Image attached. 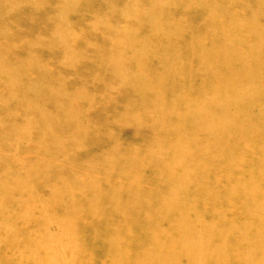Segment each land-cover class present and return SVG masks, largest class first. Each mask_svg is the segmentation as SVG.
I'll return each instance as SVG.
<instances>
[{
	"label": "rangeland",
	"instance_id": "374dc122",
	"mask_svg": "<svg viewBox=\"0 0 264 264\" xmlns=\"http://www.w3.org/2000/svg\"><path fill=\"white\" fill-rule=\"evenodd\" d=\"M159 1L0 0V182L4 181L0 185V264H11V262L8 263L7 257L13 258V260L16 258L14 261H17L23 255L27 259H30L29 255L36 256L34 260H42L45 264H88V261L89 264H146V261H141L143 258L137 259L136 255L138 254L136 253L128 258V260L132 261L125 263L122 260L120 262L122 257L119 254L117 256H112L111 254L109 258V253H105L104 250L107 247V245L105 246L107 244L106 240L111 242V246L113 245L112 243L115 245H126L129 250L132 245L135 248H138V246L141 248L142 244L146 245L144 243L145 239L149 237L157 238V234L158 237L161 236L162 241H166L167 238V241H169L171 240L170 234L172 232H174V235L172 234L173 237L171 236L173 242H176L178 236L180 242L178 240L177 242H188L185 245L191 247L183 245V249L182 246L176 244L181 250H179V247L171 246V250L173 247L174 252L170 250H167V252L168 254L171 252L172 256L167 254V257L164 256L167 253L166 249H164L165 253L163 251H154L156 253L152 252L151 257L155 255L160 259L163 257L161 262L167 259L163 264H167V262H170L169 264H220L219 260H221V264L222 262H224L223 264H235L234 259L237 251H229L228 242L235 245V231H239V225H254L253 230L246 229L248 233L252 234V232L258 231L259 225H261L260 222H264V166L258 167L263 165L261 161L262 159L264 160V77L252 81L251 84H249L251 80L246 81L248 70H250L249 74L264 73V43L256 41L257 43L251 45V48L246 45L241 49L239 59L243 64L239 62L240 65L237 64L234 67L235 69L233 68L231 72H235V74L230 72L229 67H224V64L227 63L226 66L228 65L227 61L224 60L222 62L224 64L220 65L217 62L208 60L209 56L213 54L212 47H210L211 51L210 49L203 51L206 52L204 56L207 59L205 60L207 62L211 61L213 64L204 61V67L203 62L200 63L197 56L201 54V51H199V53L191 57L192 59L193 57L195 58L192 61L193 63L199 61L200 65L198 63L194 65L190 61L192 60L189 57L190 55L186 54L187 57L185 56V61L183 60L185 65L180 63V67L178 63L176 64V60L183 57L179 54L177 56L175 53L170 56L168 54L170 50L167 52L163 50L161 46L164 44L159 40L160 35L162 37L170 30L171 33L173 31L180 33V35L183 33L180 44L185 49L188 45H193V41L194 43L199 41L191 33H194V30L204 24L209 23V20L204 19L203 16L194 18V13L191 14L190 12L192 10L185 8L181 10V5L188 1L187 3L214 8V4L219 5L222 3L227 8L224 7V11L229 13L230 9L233 8H231L233 4L231 3L228 8L226 6L228 0H170L173 9L169 13L170 16H167L164 14H166L168 9L163 10ZM209 3H211L210 6L207 5ZM253 5L258 7L256 3ZM244 12L246 15L241 14L239 17L244 23L246 21L248 23L249 19H251L249 10ZM234 13L232 10L231 14L233 15ZM263 14L257 15L259 25L264 24V20L262 21L261 19ZM149 18H152L150 22H148ZM235 19L237 18L235 17ZM211 20L215 21L214 18ZM146 24H149L148 29L146 28L147 26H144ZM185 32H191L190 36L188 35L189 37H187L184 34ZM191 37L193 41L190 39ZM261 39L264 40V38ZM162 41L166 43V38H163ZM134 44L136 45L134 46ZM172 45L170 46L172 47ZM165 46H167V43ZM245 47L249 50H247L248 52ZM125 48L129 49L126 50ZM233 48L235 54V46ZM253 48L256 50H252ZM255 52H257V56L262 54V61H257L259 67H257L258 64L253 58L257 57ZM229 54L231 55L232 53ZM165 55H168L171 60L175 57V61L170 62L171 65L175 64L177 68L173 65L171 67L173 69L168 67L170 71L167 72L168 69L167 66L165 67L166 63L163 59ZM251 60L253 63H251ZM135 61L138 62L136 63ZM132 62L136 63V65ZM191 65L195 67H191ZM238 66L241 67L238 68ZM161 67L164 68L160 70ZM188 68L189 70H187ZM165 69H167V73L164 71ZM225 69L228 70L225 71ZM173 70L175 73L180 70L182 75L178 71L176 75H180L175 77V73H173L174 75L171 73L174 72ZM223 71L230 73L228 75V73L226 74ZM168 73H171L169 74V79L167 77ZM186 74H189V76H186ZM208 74L210 77L207 76ZM218 74L220 75L218 76ZM170 75L175 77L174 80L176 82L181 81V83L179 82L180 84H178L173 81V77L171 76V78ZM192 75L193 77L197 76V78L194 80L191 77ZM160 76L161 78L163 76L165 79L167 78V84L171 85H167L166 81L164 82L163 80L164 77L160 79ZM218 77L223 80L226 78L227 82L229 80L230 87L225 80L220 82L222 79ZM228 77H231L234 82L231 79H227ZM198 78L200 80H197ZM213 78L215 79L213 80ZM234 78H237L236 80L241 84L236 81L238 86H235ZM244 78L245 83L241 81ZM170 79L171 81H169ZM182 79H185V81ZM186 81H188L189 85ZM190 81L195 83V85ZM203 81L204 84L202 85ZM213 81L214 83L218 81L216 82L218 85L214 84ZM232 82L234 85L231 86ZM246 82L248 83L246 84ZM184 83L186 86H184ZM176 84L180 88L179 91L177 87L174 88ZM249 85L251 88L250 91H247L249 89L247 86L249 87ZM136 86L138 87L137 89ZM213 86L215 90L217 86L219 87H217L216 91H213ZM220 86L223 87L220 88ZM187 87L191 88L187 90ZM233 87L237 88L234 89ZM231 88L234 89L233 92ZM175 89L176 92H174ZM225 89L231 90L230 92L233 95L230 92L227 93L228 91H225ZM191 90L193 91L191 92ZM220 90L224 92L222 93ZM141 92L147 94H142ZM214 92L216 95L212 94ZM152 93L157 96L155 97ZM182 94L185 96L183 95V97ZM194 95L199 99L197 100ZM198 95H202L203 99ZM224 95L226 98H223ZM178 96L181 99L179 98L176 102V97ZM189 96L192 97L190 98ZM204 96L206 97L204 98ZM193 97L196 101L193 100ZM185 100L188 102H185ZM180 103H183L182 105L185 103V105L182 106ZM187 104L188 106H186ZM232 105L237 107L236 110L239 109L240 111L238 110L237 112ZM181 107L185 108L182 109ZM234 111L239 114L234 113ZM241 111H244L243 114ZM244 113L247 114L244 115ZM180 119L181 121H179ZM246 121L250 122V124ZM231 125L232 127H230ZM243 127L247 133L245 131L240 136L235 133L237 131L235 128H239L238 131L241 132ZM256 132L259 135V132H262L263 139L258 134L254 135ZM248 133L251 135L247 136L249 135ZM217 135L219 136L218 141L216 140ZM229 137L231 138L228 140ZM248 137H256V140L252 138L253 142H250L251 140L247 139ZM239 141H241L239 143L241 145H236ZM242 145L246 148H242ZM200 146L205 148L206 151L209 149L207 153L202 152L206 154L205 156L201 152H197ZM256 146L259 147L257 148ZM180 147L190 154L189 159H192L190 164L189 159L187 160L183 156L173 157V155H178L183 151ZM247 147L252 151V154ZM241 149H245L247 152ZM262 153L263 156L261 157L260 154ZM228 155L233 157V159L235 157V159L230 161ZM181 157H183L181 160L187 163L180 167L178 166L180 169H176L177 166H174L175 159ZM254 157L260 158V160ZM136 162L138 163L136 164ZM169 162L172 163L169 164ZM133 164L136 165L133 166ZM166 165L169 166V169ZM194 166L197 167L194 168ZM134 167H138L141 170H131L136 169ZM188 169H195L191 175L192 183L185 179L183 171H188ZM237 169L241 172L237 171ZM56 170L65 171V173L59 172L58 174ZM110 171L115 172L114 175L116 177L119 175L118 183L113 181L116 180V177L110 175ZM127 171H130V173ZM107 172L109 173L107 174ZM174 172L176 175H174ZM216 173H218L217 177L215 176L217 175ZM257 173L259 174L257 175ZM121 174L124 176L122 177ZM106 175L112 176V179ZM180 175L182 177L178 178V180L181 182V187L186 197L183 200L178 198L173 199V201L181 204L185 214L182 217L178 216L179 210L177 207L175 211H172V213L176 212V215L172 214L169 215L170 217H166L167 215L164 214L163 216V211L160 212L159 209L160 200L166 199L170 202L172 198L170 196V187L177 183L175 179V182H173L172 178ZM100 176L103 177L102 179L106 182V186L108 183L109 186L111 185L110 179L117 184L112 183L111 190L115 191V193H111L110 198L113 197V200L109 199L107 203H100L98 197L86 192L85 189L87 186L99 185ZM131 176H133L132 178L136 177L137 181L134 180L132 182ZM105 177H108L107 180ZM234 178L239 179L236 181ZM13 179L23 182V185L20 187L13 186ZM218 179L221 180L218 181ZM258 179L261 180L259 181ZM214 180L216 181L214 182ZM129 182L132 185L137 183L138 185L134 186H138L139 190L129 185ZM139 182L143 183L140 184ZM249 182L255 186L258 184L262 185L263 190H258L256 194H253L254 190H252L249 200L244 199L246 201L241 203L238 201L234 202L233 194L238 195V192L244 193L246 190L250 192L252 186L254 187ZM122 183L125 185V192H123ZM105 185L102 190L107 194L108 186L105 187ZM191 191L196 192L198 195L194 198L191 197ZM23 192L25 196H28L29 202L37 199L38 209L27 214L22 208H16L13 212L6 211L5 209L10 211L13 209L10 204L15 203H12L11 200L18 198L17 194L19 195ZM58 197H63L64 199H59ZM114 198L116 201H114ZM102 199L105 200V197ZM73 204L74 206H72ZM90 204H98L96 212L94 207L91 208L92 212L88 209ZM228 205L231 208H228ZM231 205L234 206L232 207ZM108 209H113L114 213H111ZM116 209L121 214H117ZM43 210L45 213L42 212ZM54 210L56 213L53 212ZM157 210L159 213H156ZM232 210L237 214L233 213ZM250 211H253V213ZM259 213L260 215H258ZM83 215L88 218V222ZM194 216L196 217L194 218ZM144 218L149 220L150 223L145 220L146 224H144ZM183 218L188 220L190 225L174 229L170 228L172 225L183 221ZM253 218L254 220H252ZM138 219L141 220L139 221ZM106 220L108 222L112 220V222L108 223ZM18 225L25 230H22ZM139 225L140 227H137ZM228 225H231V229H228ZM214 226L216 227L214 228ZM16 227H19L21 231ZM92 227L97 228V231L94 228L92 229L93 233L95 232L94 234L90 233L92 232ZM100 227L102 229H99ZM30 231H34V233ZM79 231L84 233L79 236ZM163 233L166 234L164 235ZM32 235L34 238H32ZM82 235L84 237L80 239ZM102 235H104V238ZM146 235L149 237H145ZM261 235L264 236V232ZM244 236L247 238L245 234ZM3 237L7 238V240H4ZM214 237L216 240H214ZM248 238L253 239V236L248 235ZM30 239L35 240V242L38 241L37 247H34L36 246L34 244L25 254H22V251L11 253L15 251L13 245H19L22 250L23 244ZM56 239L59 242L55 241ZM94 239L97 241L95 240L94 242ZM115 239L118 240L114 242ZM48 240L51 243H48ZM4 241L7 246L3 243ZM89 242L94 243L90 244ZM8 244H10V247ZM3 247L4 249L10 248L12 251L6 252ZM154 247L155 241L147 245L145 249L151 251ZM181 252L185 259L180 255ZM158 253H164V255L161 254L159 256L160 254L158 255ZM177 253L178 255L176 256L175 254ZM190 253H193L192 256ZM102 254H104V257ZM114 257L115 259H113ZM177 257L181 258L178 259ZM173 258L174 260H172ZM109 260L111 261L109 262ZM24 264H33V260L24 262ZM252 264H255V262H252Z\"/></svg>",
	"mask_w": 264,
	"mask_h": 264
},
{
	"label": "bare ground",
	"instance_id": "6f19581e",
	"mask_svg": "<svg viewBox=\"0 0 264 264\" xmlns=\"http://www.w3.org/2000/svg\"><path fill=\"white\" fill-rule=\"evenodd\" d=\"M160 3H161V8H163V10L164 9H168L167 11H166V14H164V15H167V16H170L169 15V13H171V11H172V9H173V5L171 4V1L170 0H160L159 1ZM188 2V1H187ZM187 2H185V3H183L182 5H181V10L182 9H187V10H192V11H190L191 12V14L192 13H194L193 15H195V17L194 18H196V17H201V16H203L204 17V19H206V20H209L208 22L209 23H206V24H204L203 26H201V27H199V28H197L196 30H194V33H191V35H193L196 39H199V41L198 42H195L194 43V41L192 40V37L190 38L192 41H193V45L192 44H190V45H188L187 46V48H185L184 49V47H183V45L181 46V35L183 34H181L180 35V33H178V32H175V31H173L172 33H171V30L169 31V32H167V34L165 35H163L162 37H161V35L159 34V33H161V32H159L158 34L160 35V41L162 42V44H164V45H162L161 46V48L163 49V50H166V52L167 51H169L170 50V52L168 53V54H170V56H172V54L173 53H175L177 56H178V54L181 56V57H183L182 59L181 58H176L177 60H176V64L178 63V66H180L181 67V65H182V63H183V65H185V63L183 62V60L185 61V56H186V54H188V55H190L189 57L192 59V55H196L197 53H199V51H201V54L200 55H197L198 56V58H199V61H200V63L201 62H203V65H204V61L205 62H207L205 59H207V58H205V56L204 55H206V52H204V51H206L207 49H210V47H212V49H213V54H211L210 56H209V59L208 60H211V61H213V62H217L218 64H220V65H222V64H224V63H222L224 60L225 61H227L228 62V65L226 66V64H224V67H229V70H230V72L233 70V68L235 67V66H237V64L238 65H240L239 64V62L241 61L240 59H239V52L241 51V49L242 48H244V46H246V45H248V48H251V45H253L254 43H259V42H262V43H264V40H262L261 38H264V24H261V25H259V23H258V20H257V15H260L261 13L263 14L264 13V0H228V3H227V7L229 6L230 7V5H231V3L233 4L232 6H231V8L232 9H230V11H229V13H228V11L226 12V11H224L225 10V5H223L222 3H220L219 5L218 4H214V8H210V7H206V6H204V5H196V4H192V3H187ZM258 4L257 6L258 7H255L253 4ZM159 4V3H158ZM208 6H210L211 5V3H209V4H207ZM225 7V8H224ZM228 7V8H229ZM193 8V9H192ZM227 9V8H226ZM232 10H233V13L234 12H236V13H234L233 15L231 14V12H232ZM247 10H249V17L251 16V19H249V22L247 23V21H246V23H244L243 22V20H241L240 19V17H239V15L241 16V14H244V15H246V13L244 12V11H247ZM156 15V14H155ZM158 16H160V17H162L161 15H159V14H157ZM237 18V19H235V17ZM190 17H192V16H190ZM247 17V16H246ZM248 17V18H249ZM215 19V21H210V19ZM242 18H244L243 16H242ZM248 18H246V19H248ZM261 19H262V21L264 20V14H263V16L261 17ZM152 20V18H149V20H148V22H150ZM151 25V24H150ZM144 26H147L146 28L148 29L149 28V24H146V25H144ZM152 27V26H151ZM188 30V29H187ZM190 33H187V32H185L184 34H186L187 35V37H189L190 36ZM155 34V33H154ZM157 34V33H156ZM189 35V36H188ZM155 36V35H154ZM157 37V36H156ZM155 38V37H154ZM164 38H166V43H167V46H165L166 45V43H163V41H162V39ZM153 39V38H152ZM156 39V38H155ZM172 39H173V41H174V43H173V41H172ZM182 39H184V38H182ZM158 40V41H159ZM171 41H172V44L173 45H176V46H174L173 47V45L171 44ZM257 41V42H256ZM132 44V43H131ZM144 44V43H143ZM136 44H134V46H135ZM170 45H172V47L170 46ZM262 45V44H261ZM131 46V45H130ZM133 46V45H132ZM137 46H139L138 44H137ZM235 46V50L237 51H235V54H234V47ZM238 46V47H237ZM256 46V45H255ZM260 47V46H259ZM258 47V48H259ZM142 48V47H141ZM144 49H145V47H143ZM169 48V49H168ZM126 49V48H125ZM127 49H129V48H127ZM126 49V50H127ZM132 49V48H131ZM159 49V48H158ZM206 49V50H205ZM245 49H246V47H245ZM255 48H253L252 50H254ZM263 49V48H262ZM198 52H197V51ZM204 50V51H203ZM248 49H246V51H247ZM256 50V49H255ZM132 51H134L133 49H132ZM138 51V50H137ZM210 51H211V49H210ZM249 51V50H248ZM247 51V52H248ZM260 51V50H259ZM153 52V51H152ZM172 52V53H171ZM244 52V51H243ZM243 52H242V54H243ZM246 52V53H247ZM210 53H212V52H210ZM229 53H232L231 55L229 54ZM241 53V52H240ZM246 53H244V54H246ZM251 53H254V52H251ZM257 52H255V55L257 56V54H256ZM259 53V52H258ZM174 54V55H175ZM228 54H229V56H228ZM249 54H250V52H249ZM249 54H248V56H249ZM174 55H173V57H174ZM209 55V54H208ZM262 55V54H261ZM261 55H259V56H257V57H253L255 60H256V62L257 61H262V57H261ZM149 56V55H148ZM241 56V55H240ZM150 57V56H149ZM152 57V56H151ZM187 57V56H186ZM153 58V57H152ZM197 58V59H198ZM244 58V57H243ZM251 58V57H250ZM257 58V59H256ZM144 59H146V58H144ZM164 62L166 63V65H165V67L167 66V69H165L164 71L166 72V70H167V72H169L170 70H169V68L168 67H170V69H173V68H171L173 65H174V67H176V65L175 64H173V65H171V62L170 61H175V57L174 58H172V60H171V58H169L168 57V55H165L164 56ZM193 59H195L194 57H193ZM190 60L191 62L192 61H194V60ZM245 59V58H244ZM253 59V60H254ZM152 60V59H151ZM181 60H182V62H181ZM187 60V59H186ZM263 60H264V57H263ZM133 61V60H132ZM196 61V60H195ZM198 61V62H199ZM211 61H208L209 62V64H213V62L211 63ZM136 63L138 62V61H135ZM163 62V63H164ZM198 62H192L194 65H196ZM207 62V63H208ZM134 65H136V63H134V62H132ZM157 63V62H156ZM180 63H181V65H180ZM207 63H206V65H207ZM241 63V62H240ZM245 63V62H244ZM251 63H253L252 62V60H251ZM154 64V63H153ZM152 64V65H153ZM187 64V63H186ZM241 64H243V63H241ZM257 64H258V62H257ZM188 65V64H187ZM194 65H191V67L193 66V67H195ZM198 65H200L199 63H198ZM197 65V66H198ZM219 65V66H220ZM254 65H256L255 63H254ZM138 66V65H137ZM140 66V65H139ZM148 66H149V64H148ZM154 66V65H153ZM156 66V65H155ZM208 66V65H207ZM214 66V65H213ZM216 66H218L217 64H216ZM242 66V65H241ZM240 66V67H241ZM245 65H243L242 67H244ZM252 66V65H251ZM136 67V66H135ZM185 67V66H184ZM189 67H190V65H189ZM199 67V66H198ZM198 67H197V69H198ZM201 67H203V66H201ZM204 67H205V65H204ZM239 66H238V68H240ZM246 67V66H245ZM257 67H259V64H258V66ZM261 67V66H260ZM164 68V67H163ZM162 67H161V69L160 70H162L163 69ZM177 68V67H176ZM183 68V67H182ZM181 68V69H182ZM210 68V67H209ZM212 68V67H211ZM214 68H215V66H214ZM220 68V67H219ZM221 68L224 70V68L221 66ZM248 68V67H247ZM158 69H159V67H158ZM180 69V70H181ZM200 69V68H199ZM222 69H220V70H222ZM235 69V68H234ZM249 69H251V68H249ZM175 70V69H174ZM173 70V71H174ZM180 70H178V71H180ZM186 70V69H185ZM187 70H189V68L187 69ZM228 70V69H227ZM226 69H225V71H227ZM237 70V69H236ZM245 70H247V69H245ZM257 70V69H256ZM259 70V69H258ZM178 71H176V73L178 72ZM250 70H248V72H247V74H248V76H247V78H246V81L247 80H251L250 81V83L249 84H251V82L252 81H255V80H258L260 77H264V73L263 74H256V73H252V74H249L250 72H249ZM252 71V70H251ZM162 72V71H161ZM164 72V75L167 73H165ZM184 72V71H183ZM195 72V71H194ZM207 72V71H206ZM210 72H212V71H210ZM224 72V71H223ZM229 72V73H230ZM239 72V71H238ZM241 72V71H240ZM160 73V72H159ZM172 73V75H174L173 73H175V71L174 72H171ZM171 73H168V79H169V74H171ZM176 73H175V77H177V75H182V73H181V71H180V74H177L176 75ZM185 73H187V72H185ZM214 73V72H213ZM215 73H216V71H215ZM224 73H226V72H224ZM228 73V72H227ZM226 73V74H227ZM229 73H228V75H229ZM231 73H234L235 74V72H231ZM237 73V72H236ZM242 73V72H241ZM259 73V72H258ZM195 74H199V73H195ZM212 74V73H211ZM210 74V75H211ZM217 74V73H216ZM240 74V73H239ZM160 75V74H159ZM172 75H170V77L172 76ZM189 76V74H186V76ZM194 75V74H193ZM193 75L191 76L194 80H195V78H197V76L196 77H193ZM215 75V74H214ZM220 74H218V76H219ZM244 75V74H243ZM112 76V75H111ZM166 76V75H165ZM185 76V78H187ZM201 76V75H200ZM207 76H209V74L207 75ZM215 76H217V75H215ZM231 76H233V75H231ZM241 76V75H240ZM245 76V75H244ZM164 77V76H163ZM163 77L161 78V76H160V79H163ZM173 77V81H175L174 80V76H172ZM171 77V78H172ZM179 77V76H178ZM210 77V76H209ZM211 77H212V75H211ZM223 77H224V75H223ZM181 78V77H180ZM219 79L221 78V77H218ZM150 79V78H149ZM167 79V78H166ZM165 79V77H164V82L167 84V80ZM191 79V78H190ZM215 78H213V80H214ZM218 79V80H219ZM222 79V78H221ZM227 79H231V77L229 78H227ZM235 79V86H238V84L240 83L238 80H236L237 78H234ZM179 80V79H178ZM177 80V81H178ZM183 80V79H182ZM187 80L189 81V79L187 78ZM192 80V79H191ZM197 80H200L199 78L197 79ZM196 80V81H197ZM225 81H226V78L224 79ZM223 79H222V81H220V82H223L224 81ZM232 81H233V79H231ZM245 80V78L243 79V80H241V81H244ZM146 81V80H145ZM169 81H171V79L169 80ZM183 81H185V79L183 80ZM188 81H186L187 82V84H188ZM193 81V80H192ZM192 81H190L191 83H192ZM236 81H238L237 83H236ZM176 82V81H175ZM174 82V83H175ZM181 83V81H178V82H176V83H178V84H180ZM185 82V83H186ZM194 82V81H193ZM216 82H218V81H215V83ZM227 82V81H226ZM228 82H229V80H228ZM227 82V83H228ZM234 82V81H233ZM233 82L231 83V86L232 85H234L233 84ZM259 82V81H258ZM140 83V82H139ZM160 83V82H159ZM162 83H163V81H162ZM171 83V82H170ZM174 83H173V85H174ZM185 83H184V86H186L185 85ZM213 83H214V81H213ZM214 83V84H215ZM244 83H245V81H244ZM248 82H246V84H247ZM255 83V82H254ZM178 84H176L175 86H174V88L175 87H177L178 88ZM192 84H194L195 85V83H192ZM192 84H190V85H192ZM204 84V81H203V83H202V85ZM223 84V83H222ZM225 84V83H224ZM229 84L230 83H228V86H229ZM237 84V85H236ZM241 84V83H240ZM147 85V84H146ZM167 85H171V84H167ZM172 85V86H173ZM189 85V84H188ZM187 85V86H188ZM198 85V84H197ZM201 85V84H200ZM216 85H218V83H216ZM215 85V86H216ZM220 85V84H219ZM226 85V84H225ZM243 85H245V84H243ZM253 85V84H252ZM251 85V86H252ZM160 86V85H159ZM172 86H171V88H172ZM184 86H182V88H184ZM261 86H263V85H261ZM260 86V87H261ZM147 87V86H146ZM192 87V86H191ZM190 87V88H191ZM197 87V86H196ZM203 87V86H202ZM201 87V88H202ZM217 87H219V86H217ZM217 87H216V90H217ZM221 87H223V86H220V88ZM230 87V86H229ZM239 87H241L240 85H239ZM243 87V86H242ZM259 87V86H258ZM264 87V86H263ZM262 87V88H263ZM138 87L136 86V89H137ZM168 88V87H167ZM181 88V89H182ZM190 88H188L187 87V90L188 89H190ZM201 88H199V89H201ZM213 88H214V86H213ZM234 88V87H233ZM233 88H231V89H233ZM235 88H237V87H235ZM234 88V89H235ZM246 88V87H245ZM244 88V89H245ZM247 88H249V89H247V91L249 90L250 91V85H249V87L247 86ZM147 89V88H146ZM179 89L180 88H178V91H179ZM198 89V90H199ZM203 89V88H202ZM210 89H212V88H210ZM234 89L232 90V92L234 91ZM243 89V88H242ZM40 90V89H39ZM143 90V89H142ZM167 90V89H166ZM170 90V89H169ZM183 91H184V89H182ZM215 90V88H214V90L213 91H216ZM222 90V89H221ZM220 90V92H222ZM223 90H224V88H223ZM241 90V89H240ZM260 90V89H259ZM41 91V90H40ZM144 91V90H143ZM152 91V90H151ZM172 91V90H171ZM170 91V92H171ZM174 91V90H173ZM185 91H186V89H185ZM193 90H191V92H192ZM195 91V90H194ZM225 91H228L227 89H225ZM231 91V90H230ZM230 91H228L227 93H229ZM245 91V90H244ZM140 92V91H139ZM157 92H161V91H157ZM169 92V91H168ZM174 92H176V89H175V91ZM198 92V91H197ZM196 92V93H197ZM200 92H201V90H200ZM203 92V91H202ZM206 92V91H205ZM219 92V91H218ZM224 92V91H223ZM222 92V93H223ZM127 93H129V92H127ZM126 93V94H127ZM142 93V92H141ZM187 93V92H186ZM185 93V94H186ZM194 93V92H193ZM206 93H208V92H206ZM205 93V94H206ZM211 93V92H210ZM222 93H220L221 95H222ZM231 93V92H230ZM238 93L240 94V92H239V89H238ZM125 94V95H126ZM142 94H147V93H142ZM149 94V93H148ZM153 94V93H152ZM155 94H156V92H155ZM155 94H153L154 96H155ZM180 94V93H179ZM192 94V93H191ZM201 94V93H200ZM212 94H214V95H216L215 94V92L214 93H212ZM232 94V93H231ZM237 94V93H236ZM250 94V93H249ZM131 95V94H130ZM150 95V94H149ZM160 95V94H159ZM184 94H182V96H183ZM190 95V94H189ZM207 95V94H206ZM214 95H212V96H214ZM233 95V94H232ZM231 95V96H232ZM242 95V94H241ZM260 95V94H259ZM262 95V94H261ZM263 95H264V93H263ZM157 96V95H156ZM155 96V97H156ZM181 96V95H180ZM185 96V95H184ZM183 96V97H184ZM196 95H194V97H195ZM198 96H201V98H202V95H198ZM141 97V96H140ZM190 98L192 97V96H189ZM193 97V98H194ZM206 96H204V98H205ZM215 97V96H214ZM225 97V95L223 96V98ZM241 97V96H240ZM260 98H261V96H259ZM154 98V97H153ZM181 99V97H176V102H177V100L178 99ZM189 98V99H190ZM192 98V99H193ZM197 100L199 99L198 97H195ZM193 99L194 101H196V99ZM226 98V97H225ZM253 98V97H252ZM136 99V98H135ZM147 99V98H146ZM156 99V98H155ZM160 99V98H159ZM188 99V100H189ZM191 99V100H192ZM203 99V98H202ZM221 99V98H220ZM137 100V99H136ZM144 100V99H143ZM154 100V99H153ZM192 100V101H193ZM139 101V100H138ZM141 101V100H140ZM157 101V100H156ZM160 101H161V99H160ZM180 101V100H179ZM159 102V101H158ZM185 102H188V101H186L185 100ZM241 103H243V102H241ZM240 103V104H241ZM148 104V103H147ZM155 104V103H154ZM175 104V103H174ZM178 104V103H177ZM183 104V103H182ZM181 103H180V105H182ZM239 104V105H240ZM246 104V103H245ZM153 105V104H152ZM172 105V104H171ZM184 105H185V103H184ZM184 105H182V106H184ZM142 106V105H141ZM186 106H188V104L186 105ZM233 106V105H232ZM231 106V107H232ZM139 107V106H138ZM155 107H157V106H155ZM230 107V106H229ZM234 107V106H233ZM244 107V106H243ZM145 108H146V106H145ZM152 108H153V106H152ZM159 108V107H158ZM182 108V107H181ZM185 107H183L182 109H184ZM225 108V107H224ZM224 108H222V109H224ZM235 108V110H236V108L237 107H234ZM140 109H141V107H140ZM157 109V108H156ZM231 109V108H230ZM229 109V110H230ZM247 109V108H246ZM263 109V108H262ZM159 110V109H158ZM239 110V109H238ZM238 110H236L237 112H238ZM241 110H242V108H241ZM264 110V109H263ZM240 111V110H239ZM262 111V110H261ZM188 112V111H187ZM242 112V114H243V112L244 111H241ZM241 112H240V114H241ZM246 112H248L247 110H246ZM251 112V111H250ZM264 112V111H263ZM232 113H233V111H232ZM234 113H236L235 111H234ZM141 114V113H140ZM201 114V113H200ZM236 114H239V113H236ZM245 114H247V113H244V115ZM185 116V115H184ZM242 116V115H241ZM182 117V116H181ZM190 117V116H189ZM230 117V116H229ZM245 117V116H244ZM246 117H247V115H246ZM245 117V118H246ZM234 118H236V117H234ZM244 118V119H245ZM176 119V118H175ZM184 119V118H183ZM244 119H242L243 121H244ZM263 119V118H262ZM170 120V119H169ZM248 120H249V118H248ZM252 120V119H251ZM133 121V120H132ZM179 121H181V119L179 120ZM183 121V120H182ZM184 122V121H183ZM245 122V121H244ZM246 122H248V121H246ZM249 124H250V122H248ZM194 124V123H193ZM221 124V123H220ZM241 124V123H240ZM162 125V124H161ZM245 125V124H244ZM261 125V124H260ZM179 126V125H178ZM225 126V125H224ZM230 127H232V125L230 126ZM237 127V126H236ZM249 127V126H248ZM251 127V126H250ZM263 127V126H262ZM226 128H228V127H226ZM221 129V128H220ZM234 129V128H233ZM238 129L239 128H235V130H237L235 133L236 134H238L239 136L243 133V132H245L246 130L244 129V127L242 128V131L241 132H239L238 131ZM241 129V128H240ZM244 129V130H243ZM253 129H255V128H253ZM160 130V129H159ZM234 130V131H235ZM214 131V130H213ZM230 131V130H229ZM249 132H251L250 130H248ZM261 131V130H260ZM264 131V130H263ZM262 131V132H263ZM262 132H259L260 133V135L256 132V133H254V135L256 134H258L259 136H261L262 138L261 139H263V134H262ZM232 134H233V132H231ZM246 133H247V131H246ZM245 133V134H246ZM249 134V133H248ZM262 134V135H261ZM243 135V134H242ZM251 134H249V135H247V136H250ZM253 136V135H252ZM234 137V136H233ZM232 137V138H233ZM242 137V136H241ZM96 138V137H95ZM231 137H229L228 138V140L230 139ZM253 138V137H252ZM247 138V139H250L251 141L250 142H253L252 140L253 139H255V138ZM218 139H219V136L217 135L216 136V140L218 141ZM240 139V138H239ZM258 139H260V138H258ZM257 139V140H258ZM260 139V140H261ZM246 140V139H245ZM256 140V139H255ZM232 141V140H231ZM244 141V140H243ZM264 141V140H263ZM96 142H98V141H96ZM241 141H239V142H237L236 143V145L238 144V145H241V144H239ZM245 142V141H244ZM257 142V141H256ZM235 143V142H234ZM243 143V142H242ZM258 143V142H257ZM256 143V144H257ZM259 143H261V142H259ZM263 143V142H262ZM96 144V143H95ZM244 144V143H243ZM255 144V143H254ZM261 145V144H260ZM244 145H242V148H246V147H243ZM251 146V145H250ZM250 146H248V147H250ZM248 147H247V149H248ZM257 147V146H256ZM259 147V146H258ZM257 147V148H258ZM181 148V147H180ZM262 148V147H261ZM183 151H181L178 155H173V157H176V156H183L185 159H189L190 158V154L188 153V152H185V150L183 149V148H181ZM200 149V150H199ZM254 149H255V147H254ZM253 149V150H254ZM193 150V149H192ZM241 150H245V149H241ZM249 150V149H248ZM207 151H209V149H207ZM207 151H206V149L205 148H202V146H200L199 148H198V150H197V152H206L207 153ZM246 151V150H245ZM250 151V150H249ZM259 151V150H258ZM247 152V151H246ZM251 152V154H252V151H250ZM262 152V151H261ZM237 153H238V151H237ZM254 153V152H253ZM257 153V152H256ZM259 153H260V151H259ZM202 155L203 156H205L206 154L205 153H202ZM247 155V154H246ZM245 155V156H246ZM261 155V157L263 156V153L262 154H260ZM201 156V155H200ZM243 156H244V154H243ZM242 156V157H243ZM183 157H181V158H176L175 159V164H174V166H177L176 167V169L177 168H179L180 166H182V165H185L186 163L185 162H183L181 159L183 158ZM241 157V156H240ZM250 157H252V156H250ZM264 157V156H263ZM205 158V157H204ZM238 158V157H237ZM253 158V157H252ZM255 158V157H254ZM228 159H230V161L231 160H234L235 159V157H234V159H233V157H231V156H229L228 155ZM242 159H244V158H242ZM255 159H259L260 160V158H255ZM190 160H192V159H189V164L191 163V161ZM246 160V159H245ZM245 160H243V161H245ZM126 161V160H125ZM241 161V160H240ZM173 162V161H172ZM172 162H169V164L170 163H172ZM238 162V161H237ZM138 162H136V164H137ZM261 163L263 164V165H259L258 167H261V166H264V160L262 159V161H261ZM136 164H133V166H135ZM232 164V163H231ZM238 164L239 165H241L242 166V164L241 163H239L238 162ZM243 164H244V162H243ZM115 165V164H114ZM138 165H140V164H138ZM172 165V164H171ZM110 166V165H109ZM132 166V167H133ZM142 166V165H141ZM166 166H168V165H166ZM165 166V167H166ZM173 166V167H174ZM179 166V167H178ZM108 167V166H107ZM130 167H131V165H130ZM139 167V166H138ZM136 168V167H134V168H136V169H131V170H133V171H136V170H139L140 168ZM197 166H194V168H196ZM234 167H236V166H234ZM245 167V166H244ZM243 167V168H244ZM109 168V167H108ZM163 168V167H162ZM170 168H171V166H170ZM48 169H50L49 167H48ZM168 169H169V166H168ZM172 169V168H171ZM174 169H175V167H174ZM180 169V168H179ZM179 169H178V171H179ZM115 170H116V168H115ZM141 170V169H140ZM139 170V171H140ZM195 169H192V170H189L188 169V171L186 170V171H183L184 173H185V179H187V181L189 182H191L192 183V178H191V175H192V171H194ZM239 169H237V171H238ZM243 170V169H242ZM253 170V169H252ZM257 170V169H256ZM33 171V170H32ZM63 171V170H62ZM236 171V172H237ZM240 171V170H239ZM21 172V171H20ZM50 172H53V171H50ZM56 172L59 174V172L60 173H65V171H63V172H61V171H57L56 170ZM127 172H129L130 173V171H127ZM126 172V173H127ZM171 172V171H170ZM180 172H181V170H180ZM241 172V171H240ZM258 172H260V171H258ZM109 172H107V174H108ZM110 175H112L113 177H116V175H114V173L113 172H111L110 171ZM134 173V172H133ZM137 173V172H136ZM173 173V172H172ZM175 173V172H174ZM202 173V172H201ZM31 174H32V172H31ZM139 174V173H138ZM181 174V173H180ZM200 174V173H199ZM217 175H215L216 177L218 176V173H216ZM259 173H257V175H258ZM126 176H127V174H125ZM132 175H134V174H132ZM136 175V174H135ZM174 175H176V173L174 174ZM106 176H108L109 178H111L109 175H106ZM118 176L119 175H117V177H116V180H113L114 182L116 181H118L119 182V178H118ZM121 176L123 177L124 175L123 174H121ZM237 176V175H236ZM107 177V178H108ZM133 176H131V178H132ZM135 177V176H134ZM136 177H137V175H136ZM135 177V178H136ZM139 177V176H138ZM182 177V175H180V176H178V177H176V176H174L173 178H172V180H176V185H173L172 187H170V190H171V194H170V196H172V198L170 199V202L168 201V200H166V199H161L160 201H161V204H160V202H159V204H160V206H159V209H160V212H162L163 211V216H164V214L165 215H167L166 217H170L169 215H176V212H174V213H172V211H175V209L178 207V210H179V212H178V216H180V217H182L185 213H184V210H183V208H181V204H179L177 201L174 203V201H173V199H180V200H183V199H185V194H184V192H183V190H182V187H181V182L178 180V178L180 179ZM215 177V178H216ZM36 178V177H35ZM100 179L98 180V183H99V185H97V186H94V185H91V186H87V188H85L86 189V192H89V193H91L92 195H95L96 197H98L99 199H100V203H102V202H104V203H107L108 202V200L109 199H111V200H113L112 198L113 197H111L110 198V195H111V193H115V191H112L111 190V187L113 186V184H115L113 181H111V179L109 180V182H110V186H109V183H108V187L105 185L106 184V182L104 181V179H102L103 177H99ZM107 178L105 177V179L107 180ZM135 178H132L133 180H132V182H134V180H136ZM234 179H236V181H238V179L239 178H234ZM262 179V178H261ZM260 179V180H261ZM175 180L173 181V182H175ZM221 180V179H220ZM219 179H218V181H220ZM259 180V179H258ZM259 180V181H260ZM137 181V180H136ZM140 181V180H139ZM142 181V180H141ZM165 181V180H164ZM216 180H214V182H215ZM2 182H4V181H1L0 182V185H2ZM80 182V181H79ZM117 182V183H118ZM254 182V181H253ZM262 182V181H261ZM113 183V184H112ZM140 183V182H139ZM141 183H143V182H141ZM140 183V184H141ZM234 183H235V181H234ZM251 182H249V184H250ZM12 184H13V186H17V187H20V186H22L23 185V182H21V181H18V180H16V179H13L12 180ZM123 184V192H125L126 191V189L124 188V183H122ZM128 184V183H127ZM137 183H134V185H136ZM171 184V183H170ZM217 184V183H216ZM246 184V183H245ZM251 184H253V183H251ZM261 184V183H260ZM24 185H26L25 183H24ZM104 185H105V187H107V190H108V195L105 193V191H103L102 189H104L103 187H104ZM115 185H117V184H115ZM129 185H131L132 187L134 186V185H132V184H130V182H129ZM138 185V184H137ZM254 185V184H253ZM168 186V185H167ZM166 186V187H167ZM99 187H102V188H99ZM146 187V186H145ZM144 187V188H145ZM130 188V187H129ZM133 188H138V186L136 187V186H134ZM142 188V187H141ZM84 189V190H85ZM124 189H125V191H124ZM131 189V188H130ZM22 190V189H21ZM101 190H102V192H101ZM121 191H122V189H120ZM136 190V189H135ZM137 190H139V188L137 189ZM136 190V191H137ZM252 190H254L253 191V194H256V192L258 191V190H263V187H262V185H254V187L252 186V189L250 190V192L248 191V190H246L244 193H241V192H238V195L237 194H233L232 195V198L234 199V202H239V203H241V202H245L246 200H244V199H248V198H250L251 197V192H252ZM4 192V191H3ZM21 192V191H20ZM116 192H117V190H116ZM127 192H128V189H127ZM126 192V193H127ZM130 192V191H129ZM134 192V191H133ZM138 192V191H137ZM140 192V191H139ZM235 192V191H234ZM233 192V193H234ZM5 193V192H4ZM7 193V192H6ZM9 193V192H8ZM13 193V192H12ZM11 193V194H12ZM230 193V192H229ZM104 194V195H103ZM117 194V193H116ZM231 194V193H230ZM115 195V194H114ZM198 194L196 193V192H190V196L191 197H196ZM2 196V195H1ZM17 196H18V198H16V199H12L11 200V202L12 203H15V204H10V205H12L13 206V209L10 211V210H8V209H5L6 211H9V212H13V211H15L16 210V208H22L23 209V211H25L26 212V214L27 213H29V212H32V211H34V210H36V209H38L37 208V204H36V200H33V201H28V196H25V194H24V192L22 193V194H17ZM229 196H231V195H229ZM103 197H105V200H103L102 198ZM116 197V196H115ZM1 198V197H0ZM59 199H64L63 197L61 198V197H58ZM229 198V197H228ZM70 199V198H69ZM124 199V198H123ZM261 199V198H260ZM7 200V199H6ZM110 200V201H111ZM187 200V199H186ZM230 200H231V198H230ZM249 200V199H248ZM66 201V200H65ZM69 201H71V200H69ZM114 201H116V199L114 198ZM56 202V201H55ZM68 202V201H67ZM264 202V201H263ZM7 203V202H6ZM100 203H98V204H100ZM5 204V203H4ZM72 204V203H71ZM70 204V205H71ZM98 204H90L89 205V210L92 212V209L91 208H95V212L97 211V208H98ZM55 205V204H54ZM60 205V204H59ZM180 205V206H179ZM254 205V204H253ZM257 205H259V204H257ZM9 206V205H8ZM63 206V205H62ZM72 206H74V204L72 205ZM232 206V205H231ZM234 206V205H233ZM232 206V207H233ZM9 207H11V206H9ZM56 207V206H55ZM129 207V206H128ZM136 207V206H135ZM235 207H237V206H235ZM57 209H58V207H56ZM61 208V207H60ZM136 208H139V207H136ZM141 208V207H140ZM228 208H231L229 205H228ZM238 208V207H237ZM3 209H4V207H3ZM119 209V208H118ZM118 209H116L115 211H117L118 213L117 214H119L120 212H119V210ZM61 210V209H60ZM88 210V211H89ZM108 210H110V212L111 213H114L113 212V209H108ZM112 210V211H111ZM1 211H3L2 209H1ZM41 211V210H40ZM229 211V210H228ZM43 213H45L44 212V210L42 211ZM50 212V211H49ZM53 212H55L56 213V211L54 210ZM52 212V213H53ZM66 212V211H65ZM81 212H83L82 210H81ZM232 212L233 213H235L233 210H232ZM250 212H252L253 213V211H250ZM5 213V212H4ZM18 213V212H17ZM59 213V212H58ZM61 213H63V212H61ZM84 213V212H83ZM156 213H159L158 212V210H157V212ZM230 213H231V211H230ZM48 214V213H47ZM90 214V213H89ZM88 214V215H89ZM121 214V213H120ZM136 214H138V213H136ZM162 214V213H161ZM235 214H237V213H235ZM40 216H41V214H39ZM63 215V214H62ZM61 215V216H62ZM87 215V216H88ZM97 215V214H96ZM112 215V214H111ZM113 215H116V214H113ZM258 215H260V213L258 214ZM48 216V215H47ZM75 216V215H74ZM93 216V215H92ZM117 216V215H116ZM137 216V215H136ZM190 216H192V215H190ZM249 216V215H248ZM256 216V215H255ZM262 216V215H261ZM263 216H264V214H263ZM262 216V217H263ZM7 217V216H6ZM83 217H84V219L86 218V220L88 219L87 217H85L84 215H83ZM112 218H115V217H113V216H111ZM196 216H194V218H195ZM47 218V217H46ZM158 218H160V217H158ZM185 218V217H184ZM184 218H183V221H181V222H179V223H176V224H174V225H172L170 228L171 229H174V228H176V227H186L187 225H190L189 224V222H188V220H184ZM188 218H191V217H188ZM76 221H77V219L76 218H74ZM94 219V218H93ZM122 219V218H121ZM124 219V218H123ZM221 219H223V218H221ZM224 219H226V218H224ZM238 219V218H237ZM242 219H243V217H242ZM249 219H251V218H249ZM26 220V219H25ZM47 220V219H46ZM80 220H81V218H80ZM89 220H92V219H89ZM113 220V219H112ZM112 220H111V222H112ZM114 220H116V219H114ZM139 220V219H138ZM141 220V219H140ZM139 220V221H140ZM145 220H146V222H149V220H147V219H145L144 218V222H145ZM252 220H254V218L252 219ZM262 220H263V218H262ZM3 221V220H2ZM9 221V220H8ZM39 221H40V219H39ZM70 221V220H69ZM68 221V222H69ZM71 221H73V220H71ZM75 221V222H76ZM78 221H79V218H78ZM101 221H103V220H101ZM107 221V220H106ZM139 221H137V222H139ZM212 221V220H211ZM217 221H220V220H217ZM227 221H231V220H227ZM255 221H257V220H255ZM18 223H19V221H17ZM16 222V223H17ZM48 222V221H47ZM67 222V221H66ZM74 222V223H75ZM81 222H83V221H81ZM87 222H88V220H87ZM87 222H85V223H87ZM92 222V221H91ZM90 222V223H91ZM97 222V221H96ZM98 222H100V220H98ZM108 222V221H107ZM111 222H108V223H111ZM146 222L144 223V224H146ZM162 222V221H161ZM221 222V221H220ZM219 222V223H220ZM232 222V221H231ZM259 222V221H258ZM12 223V222H11ZM31 223V222H30ZM84 223V222H83ZM95 223V222H94ZM94 223H92V224H94ZM141 223V222H140ZM139 223V224H140ZM150 223V222H149ZM155 223V222H154ZM191 223V222H190ZM263 223V224H262ZM260 222V224L261 225H259V229H258V231L257 232H255L256 233V235H257V237H256V235H254L255 233L254 232H252V234L251 233H248V229L250 230V229H254V225H246V224H241V225H239V231H237L236 229V231H235V240H234V242L236 241V243H235V245H233V244H229V242H228V250L229 251H237V255H236V257H235V259H234V263L235 264H238V263H244V264H252V262H255V264H264V236L263 235H261V233H263L264 232V222ZM20 224V223H19ZM27 224V223H26ZM40 224V223H39ZM49 224V223H48ZM91 224V225H92ZM98 225H100L99 223H97ZM96 224V225H97ZM157 224V223H156ZM184 225V226H181V225ZM216 224V223H215ZM44 225V224H43ZM50 225V224H49ZM95 225V224H94ZM140 225H142V224H140ZM140 225L139 226H137V227H140ZM159 225V224H158ZM178 225H180V226H178ZM221 225V224H220ZM258 225V224H257ZM9 226V225H8ZM19 227H21L20 225H18ZM32 226V225H31ZM34 226V225H33ZM90 226V225H89ZM101 226V225H100ZM143 226V225H142ZM198 226V225H197ZM217 226V225H216ZM216 226H214V228L216 227ZM19 227H16L18 230H20L19 229ZM28 227V226H27ZM84 227V226H83ZM91 227V226H90ZM97 227V226H96ZM203 227H205V226H203ZM213 227V226H212ZM261 227V228H260ZM23 228H25V227H23ZM50 228V227H49ZM80 228V227H79ZM85 228V227H84ZM94 227H92L91 228V231L92 232H90V233H93V229ZM159 228V227H158ZM207 228V227H206ZM210 228V227H209ZM234 228V227H233ZM248 228V229H247ZM21 229H22V227H21ZM39 229V228H38ZM82 229V228H81ZM80 229V230H81ZM87 229H89V228H87ZM94 229H96V231H97V228H94ZM99 229H102L101 227L99 228ZM98 229V230H99ZM129 229V228H128ZM228 229H231V225H228ZM247 229V230H246ZM17 230V231H18ZM22 230H25V229H22ZM41 230V229H40ZM126 230H127V226H126ZM154 230V229H153ZM242 230H244V232H242ZM21 231V230H20ZM27 231V230H26ZM58 231V230H57ZM74 231V230H73ZM83 231H84V229H83ZM103 231H105V230H103ZM116 231V230H115ZM119 231V230H118ZM158 231H159V229H158ZM177 231V230H176ZM184 231V230H183ZM182 231V232H183ZM205 231H206V229H205ZM255 231V230H254ZM12 233H13V231H11ZM19 232V231H18ZM30 232H32V231H30ZM36 232H37V230H36ZM108 232V231H107ZM156 232H157V230H156ZM178 232V231H177ZM186 232V231H185ZM239 232V233H238ZM28 233V232H27ZM32 233H34V231L32 232ZM82 233H84V232H80L79 231V236H81L80 234H82ZM95 233V232H94ZM93 233V234H94ZM101 233V232H100ZM99 233V235H101V234H104L103 232L100 234ZM123 233V232H122ZM158 233V232H157ZM161 233H162V231H161ZM167 233H169V232H167ZM174 232H172L171 234H170V238H171V240H169V241H167L168 240V238L166 239V241H162V239L160 238V237H158V234L156 235L157 236V238L156 237H154V238H152V237H149L148 235H146L145 237H149L148 239H145L146 241L144 242V243H146V245L145 244H140L141 245V248L138 246V248H135V246L134 245H132V247L131 248H129V250L127 249V247H126V245H118V244H114V243H112L113 245L111 246V242H107V240H106V243L107 244H105V246L107 245V247L106 248H104V250H105V253H109L108 254V256H109V258L111 257V254H112V256L114 255H120L122 258H120V262H122L123 261V263H125V262H130V261H132V260H128V258H130L131 256H133V254H138V255H136L137 256V259H142L143 258V260H141V261H146V264H163L164 262H161V259L163 258V257H161V259L159 258H157L156 257V255L155 256H153V257H151L150 255L151 254H153V253H156V252H154V251H157V252H160V251H163L164 249H166L165 251L167 252V250H170V251H173L174 252V250H173V247H172V250H171V246H176V244L177 245H179V246H182V248H183V245L184 246H186L185 244L186 243H188V242H185V243H179L180 241L178 240V236H177V240L179 241V242H177V240H176V242L174 241H172V234H173ZM7 234V233H6ZM8 234H10V233H8ZM14 234V233H13ZM69 234V233H68ZM77 234V233H76ZM124 234V233H123ZM127 234V233H126ZM129 234H131V233H129ZM151 234H152V231H151ZM154 234V233H153ZM164 235L166 234V233H163ZM163 234H162V236H163ZM217 234V233H216ZM244 234L247 236V238H245V236H244ZM259 234V235H258ZM4 235H5V233H4ZM57 235V234H56ZM85 235V234H84ZM96 235V234H95ZM106 235H108V234H106ZM106 235H105V237H106ZM174 235V234H173ZM180 235H181V233H180ZM194 235V234H193ZM225 235V234H224ZM248 235H251V236H253V239H249L248 238ZM10 236V235H9ZM12 236V235H11ZM16 236V235H15ZM26 236V235H25ZM29 236H30V234H29ZM33 236V235H32ZM31 236V237H32ZM34 236H35V234H34ZM34 236L32 237V238H34ZM45 236V235H44ZM103 236V238H104V235H102ZM118 236L120 237V235L118 234ZM124 236V235H123ZM123 236H121V237H123ZM129 236V235H128ZM168 237H169V235H167ZM172 236V237H171ZM182 236V235H181ZM211 236H212V234H211ZM214 236V235H213ZM28 237V236H27ZM56 237V236H55ZM84 236L82 235V237H80V239L81 238H83ZM99 237V236H98ZM188 237V236H187ZM195 237V236H194ZM12 238V237H11ZM38 238V237H37ZM86 238V237H85ZM84 238V239H85ZM96 238V237H95ZM102 238V237H101ZM107 238V237H106ZM159 238H160V240H159ZM169 238V239H170ZM176 238V237H175ZM184 238H186V237H184ZM215 238V237H214ZM228 238V237H227ZM3 239L4 240H7V238H4L3 237ZM87 239V238H86ZM165 239V238H164ZM181 239V238H180ZM190 239V238H189ZM8 240H9V238H8ZM16 240V239H15ZM42 240H44V239H42ZM95 240L96 239H94L93 241L95 242ZM97 240H98V238H97ZM96 240V241H97ZM112 240H113V238H112ZM118 240V239H117ZM116 239H115V241L114 242H116L117 241ZM214 240H216V238L214 239ZM219 240H220V238H219ZM233 240V239H232ZM45 241V240H44ZM55 241H57V239L55 240ZM76 241H78V240H76ZM86 241V240H85ZM103 241V240H102ZM155 241V247L153 248V250H147V249H145V247L147 246V245H149L150 243H152V242H154ZM212 241H213V239H212ZM218 241V240H217ZM2 242V241H1ZM8 242V241H7ZM11 242V241H10ZM42 242V241H41ZM54 242V241H53ZM57 242H59V240L57 241ZM83 242H84V240H83ZM94 242H92V243H90V244H93ZM104 242V241H103ZM142 242V243H143ZM4 244H5V241L3 242ZM16 243V242H15ZM45 243V242H44ZM48 243H51V241L50 240H48ZM86 243V242H85ZM98 243H99V240H98ZM148 243V244H147ZM179 243V244H178ZM214 243V242H213ZM11 244V243H10ZM10 244H8V246L10 245ZM34 244H36V246H34ZM58 244V243H57ZM61 244V243H60ZM83 244V243H82ZM101 244H103V243H101ZM100 244V245H101ZM6 245V244H5ZM37 245H38V241H36L35 242V240L33 241L32 239H30V240H28L26 243H24L23 244V248H22V250L20 249V246L19 245H13V248H14V250L15 251H12V249H10V248H8V249H6V252H11V253H15V252H19V251H22V254H25L28 250H29V248L30 247H37ZM59 245V244H58ZM96 245V244H95ZM1 246H2V244H1ZM4 246V245H3ZM7 246V245H6ZM60 246V245H59ZM62 246V245H61ZM109 246V247H108ZM179 246H176V247H179ZM188 246V245H187ZM186 246V247H187ZM10 247V246H9ZM44 247V246H43ZM53 247V246H52ZM56 247V246H55ZM66 247V246H65ZM91 247H92V245H91ZM114 247V248H113ZM188 247H191V246H188ZM218 247V246H217ZM70 248V247H69ZM135 248V249H134ZM195 248V247H194ZM221 248V247H220ZM227 248V247H226ZM3 249H4V247H3ZM5 249H4V251H5ZM93 249H94V247H93ZM134 249V250H133ZM184 249V248H183ZM222 249V248H221ZM17 250V251H16ZM39 250H41L40 248H39ZM178 250V249H177ZM179 250H181L180 249V247H179ZM189 250V249H188ZM187 250V251H188ZM200 250V249H199ZM220 250V249H219ZM94 251V250H93ZM192 251V250H191ZM221 251V250H220ZM40 252V251H39ZM153 252V253H152ZM164 252V251H163ZM175 252H176V250H175ZM182 252H183V250H182ZM182 252L180 253V255H182ZM190 252V251H189ZM224 252V251H223ZM29 253V252H28ZM36 253V252H35ZM95 253V252H94ZM165 253V252H164ZM164 253H161V254H163L164 255ZM171 252H169V254H168V252L167 253H165V255L164 256H166V254L167 255H171L172 256V253L170 254ZM184 253V252H183ZM96 254V253H95ZM160 253H158V255H159ZM161 254L159 255V256H161ZM191 254V256H192V254L193 253H190ZM220 254V253H219ZM218 254V255H219ZM34 255V254H33ZM99 255H100V253H99ZM104 254H102V256H103ZM105 255H107V254H105ZM176 256L178 255V253L177 254H175ZM186 256H187V254H185ZM101 256V255H100ZM183 256V255H182ZM202 256V255H201ZM205 256V255H204ZM235 256V255H234ZM29 257H30V259H27V258H25V256L23 255V256H20V260H17V261H14L16 258H14V260H13V258H9V257H7V261H8V263L9 262H11V264H24V262H29L30 260L32 261L33 260V264H45L42 260H40V261H37V260H34V258H36V256H31V255H29ZM91 257H92V255H91ZM94 257V256H93ZM104 257V256H103ZM106 257V256H105ZM167 257V256H166ZM170 257V256H169ZM221 257V256H220ZM220 257H217V258H220ZM9 258V259H8ZM83 258H85V257H83ZM178 259H180L181 257H177ZM188 258V257H187ZM196 258V257H195ZM214 258V257H213ZM47 259V258H46ZM93 259V258H92ZM113 259H115V257L113 258ZM183 259H185L184 258V256H183ZM89 260V259H88ZM108 260V259H107ZM112 260V259H111ZM111 260H109V262L111 261ZM118 261H119V259H117ZM122 260V261H121ZM135 260V259H134ZM163 260V259H162ZM170 260V259H169ZM172 260H174V258L172 259ZM190 260V259H189ZM211 260V259H210ZM225 260V259H224ZM224 260H222V261H224ZM180 261V260H179ZM183 261V260H182ZM192 261V260H191ZM216 261V260H215ZM220 262V264H221V260H219ZM61 263V262H60ZM86 263V262H85ZM170 263V262H169ZM168 262H167V264H169ZM224 262H222V264H223ZM225 263H226V261H225ZM228 263V262H227ZM51 264V263H50ZM88 264H89V261H88ZM96 264V263H95ZM120 264H122V263H120ZM173 264H175V263H173ZM188 264V263H187Z\"/></svg>",
	"mask_w": 264,
	"mask_h": 264
}]
</instances>
